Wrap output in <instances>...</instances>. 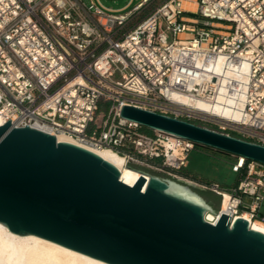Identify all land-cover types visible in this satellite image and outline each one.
I'll list each match as a JSON object with an SVG mask.
<instances>
[{
	"label": "built area",
	"instance_id": "built-area-1",
	"mask_svg": "<svg viewBox=\"0 0 264 264\" xmlns=\"http://www.w3.org/2000/svg\"><path fill=\"white\" fill-rule=\"evenodd\" d=\"M157 1L0 0V117L181 181L196 144L144 132L123 105L264 145V0H195V12ZM233 158L236 187H201L228 195L232 220L264 222V164Z\"/></svg>",
	"mask_w": 264,
	"mask_h": 264
},
{
	"label": "water",
	"instance_id": "water-1",
	"mask_svg": "<svg viewBox=\"0 0 264 264\" xmlns=\"http://www.w3.org/2000/svg\"><path fill=\"white\" fill-rule=\"evenodd\" d=\"M152 132L264 164V145L123 105ZM130 186L98 153L30 126H0V224L108 264H264V233L196 187L150 174Z\"/></svg>",
	"mask_w": 264,
	"mask_h": 264
},
{
	"label": "bare ground",
	"instance_id": "bare-ground-1",
	"mask_svg": "<svg viewBox=\"0 0 264 264\" xmlns=\"http://www.w3.org/2000/svg\"><path fill=\"white\" fill-rule=\"evenodd\" d=\"M183 9L190 12L197 10L195 0H184ZM185 36V35H183ZM6 121L0 117V126ZM59 141H66L77 144L72 138L59 135ZM90 149L104 159L113 163L120 171L122 180L133 186L141 176H145L146 180H150V176L133 170L127 167L124 156L119 155L111 149ZM183 179V178H180ZM190 184H194L189 180L183 179ZM222 213L231 214L229 211L228 195H225L224 200H221ZM215 223L219 220V213ZM242 218L248 220L253 229L264 233V222L252 220L249 213H244ZM0 264H108L101 260L95 259L88 255L82 254L75 250L69 249L62 245L56 244L36 235H18L8 229V227L0 224Z\"/></svg>",
	"mask_w": 264,
	"mask_h": 264
},
{
	"label": "rangeland",
	"instance_id": "rangeland-1",
	"mask_svg": "<svg viewBox=\"0 0 264 264\" xmlns=\"http://www.w3.org/2000/svg\"><path fill=\"white\" fill-rule=\"evenodd\" d=\"M82 1L87 5L91 3V0H82ZM99 1L106 8L112 9L114 11L129 10L137 3V0H133V1L132 0H99ZM163 1L165 0H158L155 6H159ZM146 14L147 12L139 15L131 23V25H129L128 28L133 27L135 24L141 21L146 16ZM149 132L152 131L149 130ZM234 160L235 159L232 156L227 155L225 153H221L213 149L196 145V148L192 150L189 155L188 166L182 169L181 171H178L177 174L185 176L188 179L183 178L182 176H180V178L189 180L194 184L197 183L198 186H195L196 190L205 198L208 196L214 198L215 201L217 202V205L215 202L214 203L216 205V208H218L219 201L221 205L220 197H218L208 189L203 188L201 186L219 184L222 188H226L228 190H232L234 187H236L239 181V174L234 173L232 171V163L234 162ZM142 168L146 172H150V174H156L164 178L178 180L177 178L173 177L170 174L159 173L146 167H142ZM246 203L247 205H249L251 203V199L246 198ZM262 216H264V201L262 202L261 209L259 211V217L261 218Z\"/></svg>",
	"mask_w": 264,
	"mask_h": 264
},
{
	"label": "trees",
	"instance_id": "trees-1",
	"mask_svg": "<svg viewBox=\"0 0 264 264\" xmlns=\"http://www.w3.org/2000/svg\"><path fill=\"white\" fill-rule=\"evenodd\" d=\"M188 15H191V14H188ZM143 130H144V132H146V133H148V134H153V132H149V130L146 129V128H144ZM206 199H208L209 201H214V202L216 203V205H217V202L215 201L214 198L208 196V197H206ZM219 205H220V201H219V203H218V207H219Z\"/></svg>",
	"mask_w": 264,
	"mask_h": 264
}]
</instances>
